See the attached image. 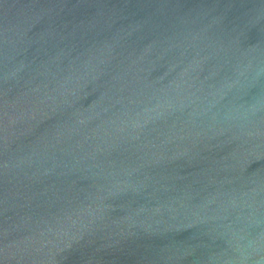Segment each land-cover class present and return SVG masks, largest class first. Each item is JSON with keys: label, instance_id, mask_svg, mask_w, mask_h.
Segmentation results:
<instances>
[{"label": "water", "instance_id": "obj_1", "mask_svg": "<svg viewBox=\"0 0 264 264\" xmlns=\"http://www.w3.org/2000/svg\"><path fill=\"white\" fill-rule=\"evenodd\" d=\"M0 264H264V0H0Z\"/></svg>", "mask_w": 264, "mask_h": 264}]
</instances>
